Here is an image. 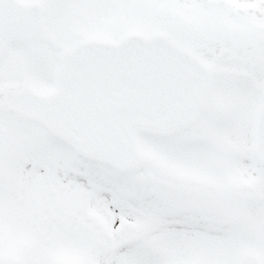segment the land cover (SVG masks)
Here are the masks:
<instances>
[{"label": "snow or ice", "instance_id": "6c2138e0", "mask_svg": "<svg viewBox=\"0 0 264 264\" xmlns=\"http://www.w3.org/2000/svg\"><path fill=\"white\" fill-rule=\"evenodd\" d=\"M0 264H264V0H0Z\"/></svg>", "mask_w": 264, "mask_h": 264}]
</instances>
